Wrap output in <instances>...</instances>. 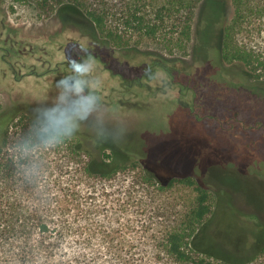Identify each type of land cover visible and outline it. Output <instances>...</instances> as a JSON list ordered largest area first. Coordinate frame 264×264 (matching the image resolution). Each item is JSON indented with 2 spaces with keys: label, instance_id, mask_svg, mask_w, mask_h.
I'll return each instance as SVG.
<instances>
[{
  "label": "rangeland",
  "instance_id": "obj_1",
  "mask_svg": "<svg viewBox=\"0 0 264 264\" xmlns=\"http://www.w3.org/2000/svg\"><path fill=\"white\" fill-rule=\"evenodd\" d=\"M38 1L0 0V116L5 112L14 115L2 128L6 134L0 136L5 159L20 158L16 156L14 145L28 129L33 109L54 101L56 82L67 74L73 60L83 54L81 50L86 49L98 60L96 75L103 81L100 95L109 119L122 123L127 135L120 143L96 145L93 133L82 126L64 145L37 150L30 155L45 164L44 173L40 175L51 183L57 178L65 181L70 175H81L80 169L74 168L72 158L81 165L89 157L81 152L74 157L69 149L83 141L82 146L102 151L94 152L91 157L95 170L107 171L126 159L130 163L112 180L106 181V195L97 196L103 202H100V213L92 219L104 227L146 224L164 229L171 226L176 213L186 209L195 193L193 187L182 183L170 186L169 183L188 176L196 181L207 175L214 176V180L222 176L235 206L245 210L243 212L254 210L258 216H263L264 90L257 91L253 87L257 75L264 82V0H245L242 19L237 23H233L232 0H202L191 22L189 49L170 52L165 45L145 41L140 51L129 53L111 48L86 25L62 20L55 12L54 0L43 8ZM226 32L235 46L252 55L253 64L249 68H237L220 61L217 42ZM3 42L25 47L27 53L18 56L25 65L23 71L35 68L40 75L19 77L14 87L3 91L6 87L2 81L5 80L6 54ZM159 56L167 60L171 74L156 69V78L147 80L144 74L150 61ZM7 58L15 59L14 56ZM56 65L60 66L57 72L47 71ZM223 68L229 69L228 76ZM133 79H139L141 86L136 81L130 83ZM113 108L114 115L110 111ZM112 145L118 148L114 154L109 148ZM103 153L109 157H104ZM144 172L154 179L149 186L152 196L146 199L145 213H138L137 205L124 209V193L132 184L133 174L139 179ZM140 184L137 183L138 190H141ZM161 188L162 191H158ZM158 210L163 214L158 216ZM240 221H243L242 226L252 224L249 218ZM218 223L229 222L218 217L214 220L211 231L217 232L219 240L245 239L236 227L234 236H230ZM148 235L144 234L151 237Z\"/></svg>",
  "mask_w": 264,
  "mask_h": 264
},
{
  "label": "trees",
  "instance_id": "obj_2",
  "mask_svg": "<svg viewBox=\"0 0 264 264\" xmlns=\"http://www.w3.org/2000/svg\"><path fill=\"white\" fill-rule=\"evenodd\" d=\"M49 1L39 0L38 4L43 8ZM201 1L54 0L55 12L62 20L88 26L98 39L125 53L140 51L145 41L165 45L170 52L189 49L191 22ZM231 3L235 9L233 23H237L242 19L245 0ZM222 35L217 42L220 61L237 68H249L253 64L252 55L235 46L227 32ZM156 69H163L167 74L172 71L162 56L150 61L146 73ZM223 70L228 76L229 69ZM256 78L253 88L264 90V82L258 75ZM134 81L139 82V79L130 83ZM13 117L10 112L1 114L0 136L4 137L6 130L2 128ZM82 144L83 141L81 146L72 145L69 149L74 157L79 152L89 157L81 165L72 158L74 168L80 169L82 174L70 175L65 181L57 178L54 183L39 174L44 173L42 161L33 160L30 155L23 158L20 154L16 155L20 158L5 159L0 148V264H264V214L260 217L254 210L243 212L245 210L235 206L222 176L220 180H214L211 175L197 181L189 176L172 179L170 186L182 183L193 187L195 197L186 209L176 213L172 225L164 229L146 224L108 228L93 221L92 217L101 211L103 199L97 196L106 195V181L112 180L130 163L126 159L107 171L95 170L91 157L94 152L102 151L97 147L90 150ZM109 148L113 154L118 149L115 145ZM21 165L26 166L21 169ZM144 173L139 179L133 174L132 184L124 193V209L137 205L138 213H145L146 199L152 196L149 186L154 179ZM137 183H141V190L137 189ZM156 183L162 185L159 181ZM224 198L226 200L222 201ZM158 211V216L163 214ZM217 217L229 222L218 225L230 236H234L236 227L245 239L219 240L217 232L211 231ZM245 218L252 221L250 226H242L240 220Z\"/></svg>",
  "mask_w": 264,
  "mask_h": 264
},
{
  "label": "clouds",
  "instance_id": "obj_3",
  "mask_svg": "<svg viewBox=\"0 0 264 264\" xmlns=\"http://www.w3.org/2000/svg\"><path fill=\"white\" fill-rule=\"evenodd\" d=\"M82 55L69 65L67 74L56 82V96L52 103L33 109L31 123L23 137L14 145L25 157L37 150H52L72 139L82 126L94 135L96 145L116 144L124 140L127 128L109 119L100 95L102 79L96 75L98 60L82 49ZM163 71V69H158ZM155 79L156 73H146ZM114 115L115 109L110 110Z\"/></svg>",
  "mask_w": 264,
  "mask_h": 264
},
{
  "label": "flooded vegetation",
  "instance_id": "obj_4",
  "mask_svg": "<svg viewBox=\"0 0 264 264\" xmlns=\"http://www.w3.org/2000/svg\"><path fill=\"white\" fill-rule=\"evenodd\" d=\"M7 41V40H6ZM1 45H4L6 48V54L4 55V68L5 71L3 73V77L5 80L4 84L6 87L2 88L3 91H6L9 86H15L16 83L19 81V77L22 79L25 75L27 76H39L40 74L33 68L32 70H29L28 72H24L23 69L25 68L24 64H21L22 61L18 59V56L21 54H26V48L23 46H20L19 44H14V43H8V42H3ZM30 52H33V48L30 47ZM15 57V59L9 60L7 57ZM40 62V60L38 59ZM43 64H46V61H42ZM59 64V63H57ZM60 69L59 65H56L54 68H48L47 71H53L57 72V70ZM63 77V76H62ZM2 85V84H1Z\"/></svg>",
  "mask_w": 264,
  "mask_h": 264
}]
</instances>
